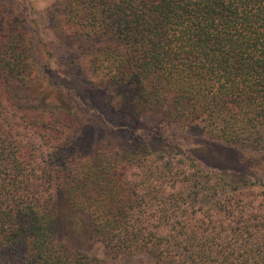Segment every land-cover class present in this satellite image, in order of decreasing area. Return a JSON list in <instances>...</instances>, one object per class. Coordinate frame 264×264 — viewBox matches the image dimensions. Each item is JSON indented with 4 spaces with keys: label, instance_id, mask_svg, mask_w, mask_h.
I'll return each mask as SVG.
<instances>
[{
    "label": "trees",
    "instance_id": "16d2710c",
    "mask_svg": "<svg viewBox=\"0 0 264 264\" xmlns=\"http://www.w3.org/2000/svg\"><path fill=\"white\" fill-rule=\"evenodd\" d=\"M33 11L0 0V264H264V0Z\"/></svg>",
    "mask_w": 264,
    "mask_h": 264
},
{
    "label": "rangeland",
    "instance_id": "374dc122",
    "mask_svg": "<svg viewBox=\"0 0 264 264\" xmlns=\"http://www.w3.org/2000/svg\"><path fill=\"white\" fill-rule=\"evenodd\" d=\"M29 2H30V5H33L34 10L36 9V11H33L34 15L39 14V12H41L44 8L48 7V5H51V0H29ZM38 24H40L41 28H42L43 25L45 24V21H38ZM41 28H40V30H42ZM46 37H51V35L46 34ZM100 251L101 250L97 246H92L89 249L90 253L97 254V255L101 254ZM111 264H130V263L114 262V263H111Z\"/></svg>",
    "mask_w": 264,
    "mask_h": 264
}]
</instances>
